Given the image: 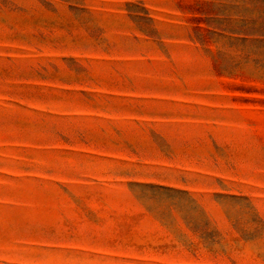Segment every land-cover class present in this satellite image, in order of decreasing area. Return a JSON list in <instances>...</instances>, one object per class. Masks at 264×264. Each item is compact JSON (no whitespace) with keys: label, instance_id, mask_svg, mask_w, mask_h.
Instances as JSON below:
<instances>
[{"label":"rangeland","instance_id":"rangeland-1","mask_svg":"<svg viewBox=\"0 0 264 264\" xmlns=\"http://www.w3.org/2000/svg\"><path fill=\"white\" fill-rule=\"evenodd\" d=\"M0 264H264V0H0Z\"/></svg>","mask_w":264,"mask_h":264}]
</instances>
